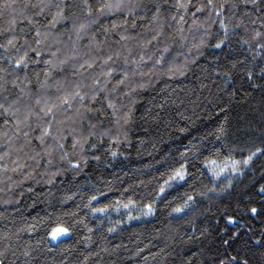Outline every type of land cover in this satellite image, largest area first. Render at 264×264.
<instances>
[{"label":"trees","instance_id":"obj_1","mask_svg":"<svg viewBox=\"0 0 264 264\" xmlns=\"http://www.w3.org/2000/svg\"><path fill=\"white\" fill-rule=\"evenodd\" d=\"M109 2L117 0H86L89 15L85 0H0L6 264H264V155L242 163L264 150V52L256 47L264 39L255 36L264 33V0H212L222 15L209 7L196 12L208 0H191L187 12L176 5L188 0H123L126 7L101 15ZM60 9L67 19L53 26ZM221 20L228 39L217 49ZM37 31L44 34L40 45ZM29 48L40 56L29 51L33 62L20 69L15 60ZM94 79L101 96L92 100L91 90L81 88L88 92L84 106L77 98L67 112L57 109L64 123L43 143L41 125L50 116L33 114L17 132L18 117L5 111L32 107L42 116L38 98L59 104ZM230 159L241 161L243 175L220 171ZM181 165L191 173L187 182L165 185ZM60 226L69 235L53 243L48 233Z\"/></svg>","mask_w":264,"mask_h":264},{"label":"snow or ice","instance_id":"obj_2","mask_svg":"<svg viewBox=\"0 0 264 264\" xmlns=\"http://www.w3.org/2000/svg\"><path fill=\"white\" fill-rule=\"evenodd\" d=\"M255 2V0H253V3ZM4 7H9L10 5H8L7 3H4L3 5ZM85 7H88V14L91 15V8L90 6L87 5L86 3V0H85ZM43 7H48V5H43ZM57 7L59 8V5H57ZM126 7V5L123 3V0H117L116 3H103L101 4L100 6V9H99V13L101 15L104 14V12L106 10H112V9H120V8H124ZM176 7L178 9H183L185 12H187L189 10L190 7H192L191 5V0H188L187 3L185 2H178ZM205 7H209V8H212V9H215L217 15H222V7H217L215 4H213L212 0H208V3L207 5H200V7H198L196 9V12H203L204 8ZM157 12H159V8H157ZM196 12H193L192 13V16H193V25L195 26L197 24V18H196ZM57 18L59 19H67V17L64 16L63 14V9H60L57 13H56V16L53 17V20L50 22L51 24H54L57 21ZM173 19H175V17H173ZM126 23V21H125ZM180 23L181 25H183L184 23V17L181 16L180 17ZM254 23V22H253ZM262 24H264V20L261 21ZM220 24H221V28L224 30V38L219 40V42L215 45V47L217 49H219L222 45L225 44V42L227 41L228 39V25L225 23L224 20H221L220 21ZM239 25H237L238 27ZM85 27V25H80V29H83ZM112 27H116V25L114 24ZM44 34H42L41 32L37 31L36 32V44L37 45H40L42 43V39L41 37L43 36ZM255 36L258 37V38H261V39H264V33H261L259 31H257L255 33ZM14 39H18V37H14ZM25 43L27 44V38H25ZM245 44H248V41H244ZM8 44L9 45H12L13 44V40H9L8 41ZM249 48H251V44H248ZM256 47L261 51V52H264V44H260V43H257ZM29 51H33L36 53V55L39 57L40 56V53L37 52L35 49H27L23 52V55L19 56L18 59L15 60V65L20 68V69H27L28 68V64L30 62H33V61H29V58H28V52ZM165 51H167V49H165ZM55 55V54H53ZM112 57L109 56L107 57V60H111ZM162 57H161V62H162ZM45 63L47 64H51L52 61L49 60V61H46ZM87 63V61H86ZM237 63L238 62H232L231 66L232 68H236L237 66ZM84 65H81V68H83ZM89 67H91V64H89ZM217 71H219V69H217ZM245 71V75L251 79L253 77V72L251 71H247V70H244ZM261 74H264V68H261ZM112 73V69H109V72L106 73V74H103V75H108L110 76ZM125 76H127V73H124ZM224 75L226 77H228V79H231V76H232V73L230 71H226L224 73ZM120 83H123V80L120 81ZM225 83H227V80H225ZM89 88L91 90V99L92 100H97L98 97L101 96V92H102V88H101V81L99 79H94L93 82L91 83V85H77L76 86V90L74 92H71V93H68L66 94L63 98L60 99V102L59 104H52L51 106H49L48 104V101L44 100L42 101L41 99H37V104H41L43 103V108L41 109V112H42V116H41V113H34L33 112V109L32 107H25L23 113L21 114L20 113V110L18 108H13L12 105L9 106V109H5V111H8V110H11L13 112V115H16L18 118L16 120V131L19 132L21 131V126H28V124L30 123V120H31V117L33 114H35L38 118L40 119H43L44 117H51V119L45 121V124H42L41 125V134H40V137H38V139L41 141V143H43L45 141L46 138H48L49 136H52L53 134V130H54V127L56 125H62L64 123V121L62 120H57L56 118V110L59 109L61 106L64 107V111L67 112L68 109L72 108L73 104L72 102L75 101L77 98L79 99V102L81 104V106H84V101L85 99L88 97V92L85 91L83 93H81L80 89L81 88ZM13 103H16V102H13ZM108 106L109 107H114V105L112 104L111 100H109L108 102ZM0 107H2V105H0ZM161 107H163L161 105ZM76 115L80 118V119H83L84 118V113H80L79 111H77ZM71 117L69 116H66L65 119H70ZM57 131H59V129L57 128L56 129ZM220 133H224V127L221 126L220 129H219ZM25 136H27V133H24ZM60 139H63V137H60ZM261 154V155H264V150L262 149H256L255 152H252L250 155L247 156L246 159H244L242 161L243 165L244 166H248L252 161H253V158L257 155V154ZM113 155H115V153H113ZM213 163H215L213 161ZM241 163V161H235V160H231L229 161V163H226L224 168H221L220 171L221 172H224L225 170L229 169L230 167V170L233 172V173H238L240 175H243V169L238 167V165ZM215 175H219V173H215ZM191 176V173L188 172V168L185 166V165H181L180 168H178L177 170H175L169 177H168V180H165V185H170V182H175V181H184L185 183L187 182V179L190 178ZM228 187H231V183H229ZM165 187H161L160 188V192L163 193L165 192ZM259 193L262 194V203H264V184H261L260 187H259ZM92 199H96V197H92ZM189 199H192L191 197H189ZM124 207H127V205H124ZM237 208L238 210H240L241 206L240 205H237ZM248 212L252 213V214H256L258 212V209L257 207H250V208H247L246 209ZM96 211H100V212H103L104 209L103 208H100V209H96ZM148 211L149 213H151L152 211V207L151 205H148ZM174 211H177V212H180V211H183V209H180V208H177V209H174ZM227 220L229 222H231L232 224H236L238 223V220H237V217L235 215H228L227 216ZM111 231V229H110ZM237 231H239V229H237ZM70 232V229L67 228V227H63V226H60V227H56V228H53L51 232L48 233V235L53 239H57L58 237H60L61 235H64V234H67ZM191 239V238H189ZM225 244L228 243L227 240L224 241ZM6 252H7V248H4V249H0V264H6ZM233 260L236 259V257H232ZM219 264H226V261L221 259L219 261ZM244 264H247V261H244Z\"/></svg>","mask_w":264,"mask_h":264},{"label":"rangeland","instance_id":"obj_3","mask_svg":"<svg viewBox=\"0 0 264 264\" xmlns=\"http://www.w3.org/2000/svg\"><path fill=\"white\" fill-rule=\"evenodd\" d=\"M68 235H69V233L64 234V235H61L60 237H58V238L55 239V240H53V239L50 237V240H51L53 243H56V242H58L59 240H61V239L65 238V237H67Z\"/></svg>","mask_w":264,"mask_h":264}]
</instances>
